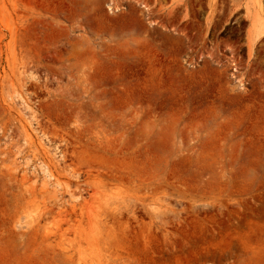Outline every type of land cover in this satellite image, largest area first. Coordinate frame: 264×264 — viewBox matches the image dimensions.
Instances as JSON below:
<instances>
[{
	"label": "rangeland",
	"instance_id": "obj_1",
	"mask_svg": "<svg viewBox=\"0 0 264 264\" xmlns=\"http://www.w3.org/2000/svg\"><path fill=\"white\" fill-rule=\"evenodd\" d=\"M248 14L264 0H0V264H264Z\"/></svg>",
	"mask_w": 264,
	"mask_h": 264
},
{
	"label": "bare ground",
	"instance_id": "obj_2",
	"mask_svg": "<svg viewBox=\"0 0 264 264\" xmlns=\"http://www.w3.org/2000/svg\"><path fill=\"white\" fill-rule=\"evenodd\" d=\"M249 15V14H248ZM251 14L247 19L252 22L253 26V33L248 35L250 48H253L256 46L258 41L262 36H264V18H261L260 16H255L253 20L250 19ZM251 50V49H250ZM252 51V50H251Z\"/></svg>",
	"mask_w": 264,
	"mask_h": 264
},
{
	"label": "crops",
	"instance_id": "obj_3",
	"mask_svg": "<svg viewBox=\"0 0 264 264\" xmlns=\"http://www.w3.org/2000/svg\"><path fill=\"white\" fill-rule=\"evenodd\" d=\"M251 13H253V12H251ZM251 15H252V14H251ZM263 18H264V17H263ZM203 27H204V26H203ZM206 28L208 29V26H206ZM248 28H249V35H250V34L253 33V29H254V28H253V26H249ZM263 38H264V36H262V37L260 38V40H262ZM260 40H259V41H260ZM259 41H258V42H259ZM248 45H250V43H249ZM207 48H208V47H207ZM206 51H207V50H206ZM208 59H209V58H207V60H208Z\"/></svg>",
	"mask_w": 264,
	"mask_h": 264
}]
</instances>
